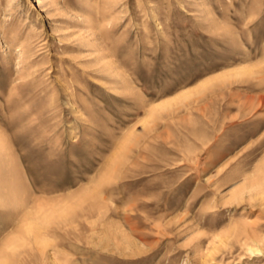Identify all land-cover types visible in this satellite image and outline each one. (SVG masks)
<instances>
[{"label":"rangeland","instance_id":"374dc122","mask_svg":"<svg viewBox=\"0 0 264 264\" xmlns=\"http://www.w3.org/2000/svg\"><path fill=\"white\" fill-rule=\"evenodd\" d=\"M259 246L264 0H0V264Z\"/></svg>","mask_w":264,"mask_h":264},{"label":"bare ground","instance_id":"6f19581e","mask_svg":"<svg viewBox=\"0 0 264 264\" xmlns=\"http://www.w3.org/2000/svg\"><path fill=\"white\" fill-rule=\"evenodd\" d=\"M248 249L251 251V253H254V254H257V253H263L264 254V248L262 246H259V247H250Z\"/></svg>","mask_w":264,"mask_h":264}]
</instances>
